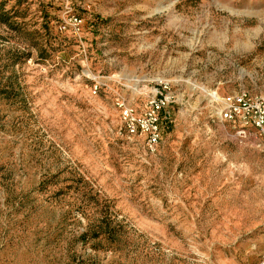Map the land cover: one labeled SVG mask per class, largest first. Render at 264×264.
I'll return each mask as SVG.
<instances>
[{
	"label": "rangeland",
	"instance_id": "rangeland-1",
	"mask_svg": "<svg viewBox=\"0 0 264 264\" xmlns=\"http://www.w3.org/2000/svg\"><path fill=\"white\" fill-rule=\"evenodd\" d=\"M164 89L150 154L116 103ZM240 90L264 0H0V264H256L264 139L208 103Z\"/></svg>",
	"mask_w": 264,
	"mask_h": 264
},
{
	"label": "built area",
	"instance_id": "built-area-1",
	"mask_svg": "<svg viewBox=\"0 0 264 264\" xmlns=\"http://www.w3.org/2000/svg\"><path fill=\"white\" fill-rule=\"evenodd\" d=\"M73 23H80L72 18ZM173 102V96L164 91L155 93L144 110L138 112L124 102H117L121 129L130 137L141 138L145 149L154 154L160 143L161 114ZM209 113L213 119L231 126L240 140L252 136L264 139V93L230 92L220 96L217 91L208 94ZM256 264H264L262 257Z\"/></svg>",
	"mask_w": 264,
	"mask_h": 264
}]
</instances>
